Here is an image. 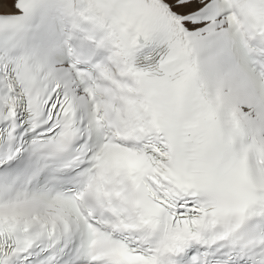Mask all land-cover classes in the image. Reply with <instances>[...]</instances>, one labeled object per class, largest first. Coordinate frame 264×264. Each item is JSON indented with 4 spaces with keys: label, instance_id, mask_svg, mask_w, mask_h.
<instances>
[{
    "label": "snow or ice",
    "instance_id": "obj_1",
    "mask_svg": "<svg viewBox=\"0 0 264 264\" xmlns=\"http://www.w3.org/2000/svg\"><path fill=\"white\" fill-rule=\"evenodd\" d=\"M0 264H264V0H0Z\"/></svg>",
    "mask_w": 264,
    "mask_h": 264
}]
</instances>
